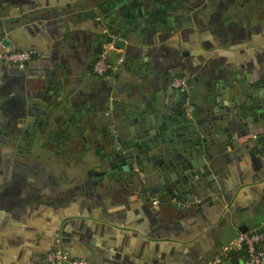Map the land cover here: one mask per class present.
<instances>
[{"label": "crops", "instance_id": "obj_1", "mask_svg": "<svg viewBox=\"0 0 264 264\" xmlns=\"http://www.w3.org/2000/svg\"><path fill=\"white\" fill-rule=\"evenodd\" d=\"M118 1L0 0V19L10 18L0 40L32 53L22 69L0 61V264H48L53 248L83 264H207L264 222V123L222 117L223 97L264 86V0H165L169 21L126 33L116 47L103 14ZM107 33L110 59L124 61L104 79L91 65ZM182 74L192 83L188 116L207 139L205 190L190 199L152 194L145 187L157 181L135 164L132 184H93L80 153L98 148L97 135L108 140V125L128 132L155 100L176 108L169 82ZM70 119L91 132L74 149L56 134L61 126L49 130ZM24 126L37 131L25 135ZM226 264L242 262L232 255Z\"/></svg>", "mask_w": 264, "mask_h": 264}, {"label": "water", "instance_id": "obj_2", "mask_svg": "<svg viewBox=\"0 0 264 264\" xmlns=\"http://www.w3.org/2000/svg\"><path fill=\"white\" fill-rule=\"evenodd\" d=\"M169 7L165 0H123V2L119 0L116 8H109L112 9L111 14L103 15V19L108 23L111 34L120 37L119 40L114 41L115 46L122 47L126 33L143 32L145 28L153 29L154 26L159 30L160 23H164L163 18L168 21L171 18L164 17L170 12ZM109 16L112 18L109 19ZM9 20L10 18L0 19V25ZM105 39L106 42L113 41L112 36H106ZM229 89L225 91L227 96H229ZM240 91L241 87L237 89V95H234L232 99L230 96L222 98L225 102L222 105H227L228 102L230 107L222 108L226 113V115L222 113V117L225 120L235 117L240 120L241 116L247 115L248 117H245L247 121L262 120L264 123V86L254 87L245 95H241ZM185 95V92L177 90L176 108L170 107L168 97H164V100L159 102L153 101L147 105L148 109L143 111L140 121L134 122L135 124L129 128L128 132L122 135L111 133V128L108 127L107 131L110 133L108 140L105 141L98 135L93 138L92 140L97 141L99 146L93 150L88 148V154L84 160V163L90 164L97 159L96 167L102 170L96 172L95 175L98 178L93 181V184L100 182L107 188L120 182L126 185L132 184L136 175L133 170L135 164L141 172L143 170L146 172L149 179L153 176L157 181L154 187L149 185L145 187L146 190L149 188L152 194L163 191L171 197L179 195L190 199L194 196V189L198 192L204 191V182H208L211 178L209 170L204 169L208 161V157L204 156V153L208 152L207 139L198 133L194 119L187 115L184 105ZM249 116L252 117L249 118ZM48 125L49 122L35 124L37 130L40 128L47 130ZM59 126L62 128L56 134L62 136L69 149H74L91 133H85L76 120L54 122L49 130ZM74 126L80 128L79 135H76ZM90 128L89 125L88 129ZM65 129L72 134L69 135ZM16 140L18 142L33 141L31 138L26 139L19 135ZM120 153L123 154L120 155ZM126 172L128 174L125 178Z\"/></svg>", "mask_w": 264, "mask_h": 264}, {"label": "built area", "instance_id": "obj_3", "mask_svg": "<svg viewBox=\"0 0 264 264\" xmlns=\"http://www.w3.org/2000/svg\"><path fill=\"white\" fill-rule=\"evenodd\" d=\"M110 54L111 42H107L106 48L100 51L92 62L91 72L94 75L109 79L117 72L124 61V56L120 54L112 61ZM31 58V51L12 49L7 43L0 40V61L12 63L22 69ZM169 86L189 93L192 83L187 75H174L169 82ZM186 104L187 111H189L191 104L188 96L186 97ZM232 255L239 258L242 264H264V222L239 232L232 241L221 245L207 264H226ZM43 260L48 264H83L79 260L70 261L66 252L59 248H53L46 252Z\"/></svg>", "mask_w": 264, "mask_h": 264}, {"label": "flooded vegetation", "instance_id": "obj_4", "mask_svg": "<svg viewBox=\"0 0 264 264\" xmlns=\"http://www.w3.org/2000/svg\"><path fill=\"white\" fill-rule=\"evenodd\" d=\"M98 11H102L101 9H99ZM103 15H106V14H103ZM100 21H101V27L102 26H104V22H102V19L100 18ZM106 26H107V24H106ZM109 29L108 28V26L107 27H105V28H103V33H105V31L107 30V29ZM109 32H110V30H109ZM104 37H106V36H111L109 33H107V34H104L103 35ZM173 89V88H172ZM175 90H177V89H175ZM182 91V90H181ZM191 91V90H190ZM189 91V92H190ZM184 92V91H183ZM186 93V92H185ZM189 97V93H186V95H185V98H184V105H185V107H186V113H187V115H188V111H187V104H186V97ZM110 98H111V101H112V99H113V97L112 96H110L109 97V102L111 103V101H110ZM189 100H190V97H189ZM190 104H191V102H190ZM191 106H192V104H191ZM106 114H108L109 113V111H106L105 112ZM25 127V130L26 131H24V132H26V133H24L25 135H27L28 133H30V132H32L33 134L35 133V131H37V130H29V128L31 127V126H24ZM110 128V125H108L107 127H105V130H107V129H109ZM30 131V132H29ZM108 132V131H107ZM108 134L110 135V133L108 132ZM18 137V136H17ZM19 137H23V138H25L24 136H20L19 135ZM27 139V138H26ZM33 140H34V138H33ZM55 140V139H54ZM53 140V141H54ZM52 141V142H53ZM21 142H25V141H20L19 143H21ZM30 150V149H29ZM26 152H27V150H26ZM88 154V151H87V153L86 154H82L81 155V153H80V163L82 164V165H86L87 163H84V160L86 159V155ZM24 155H26V153H24V152H21V157H24ZM28 155V154H27ZM73 156H74V158H76V156L73 154ZM97 160V159H96ZM96 160H94L92 163H90V168L89 169H87V175L88 176H92V177H95V179L94 180H96L98 177L95 175L96 174V172L98 171H102V170H99L100 168H98V167H96ZM93 180V181H94Z\"/></svg>", "mask_w": 264, "mask_h": 264}]
</instances>
